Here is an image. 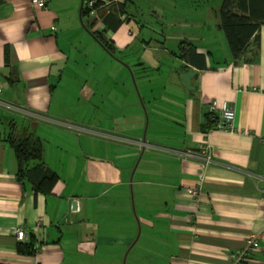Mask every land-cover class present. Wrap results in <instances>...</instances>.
I'll list each match as a JSON object with an SVG mask.
<instances>
[{
  "label": "crops",
  "instance_id": "0c3cea01",
  "mask_svg": "<svg viewBox=\"0 0 264 264\" xmlns=\"http://www.w3.org/2000/svg\"><path fill=\"white\" fill-rule=\"evenodd\" d=\"M45 1L0 0V264H264V26L236 61L218 18L166 35L181 0H115L116 31ZM12 138L40 150L23 172Z\"/></svg>",
  "mask_w": 264,
  "mask_h": 264
},
{
  "label": "trees",
  "instance_id": "16d2710c",
  "mask_svg": "<svg viewBox=\"0 0 264 264\" xmlns=\"http://www.w3.org/2000/svg\"><path fill=\"white\" fill-rule=\"evenodd\" d=\"M88 0H84L86 2ZM93 1V0H90ZM128 2V1H127ZM117 4L115 0H97L93 9L98 11L106 29L116 31L122 24L120 19L122 14L127 12L128 4ZM91 10L82 9V17L84 18L86 28L93 30L96 21L91 20ZM220 27L225 32L230 49L234 59L240 60L246 53L253 38L264 26V0H224L219 13ZM98 41L113 53V47L104 37V33L93 32ZM187 50H186V49ZM195 47L186 43L180 44L177 56L187 58L193 62L191 55L195 56ZM13 146L16 148L19 164L23 172V166L40 158L39 148L32 147L29 140L19 141L12 138ZM40 167H37L39 171ZM39 173V172H37ZM56 178L53 179V182ZM27 247V253L31 254L35 250L32 246Z\"/></svg>",
  "mask_w": 264,
  "mask_h": 264
},
{
  "label": "rangeland",
  "instance_id": "374dc122",
  "mask_svg": "<svg viewBox=\"0 0 264 264\" xmlns=\"http://www.w3.org/2000/svg\"><path fill=\"white\" fill-rule=\"evenodd\" d=\"M32 5L35 6V2L34 0H30ZM94 5L96 3L97 0H93ZM194 3H190L191 5L188 6V1L185 2L184 0H181L179 2V5L183 6V13L179 12L176 13L175 9L173 13H166L165 15V19H164V23L166 26L165 32L166 35L169 36V32L170 31H181L182 29H187V30H193L190 28V26L194 23V22H208V23H212L213 20L215 21L217 18H219V13L221 10V6L223 4L224 0H193ZM90 0L84 2L83 0V7L84 9H86L87 11L91 10V6L89 5ZM47 5V4H46ZM36 7V6H35ZM91 16V15H90ZM95 17V16H93ZM173 23L174 25H177L176 27H170L169 24ZM211 26H207L206 30L209 34H215V29L213 27V24H210ZM224 32L221 31V35ZM174 35V34H171ZM159 40H162L163 43H165L164 38L159 37ZM209 40V38H208ZM169 42V39H168ZM176 42L174 41L173 38L170 37V42L169 45L170 47H172Z\"/></svg>",
  "mask_w": 264,
  "mask_h": 264
},
{
  "label": "built area",
  "instance_id": "2783aa9c",
  "mask_svg": "<svg viewBox=\"0 0 264 264\" xmlns=\"http://www.w3.org/2000/svg\"><path fill=\"white\" fill-rule=\"evenodd\" d=\"M35 2V6L37 8L40 9H44L46 8V1L45 0H34ZM94 2L95 1H90L89 5L92 7L91 8V17L93 18V16H97V11L93 9L94 7ZM2 87L0 86V95L2 93ZM211 111L213 114L216 115V112H218V115L220 117V124L218 125V130L219 131H229L230 129L234 128L235 125V120H236V112L235 109L232 105H230L229 103H224L222 105V107L220 109H218L217 107V102L212 103L211 105ZM210 147L209 146H205L204 144L201 145L200 147V152L198 154H193V153H188L187 156H196L198 155L197 159H200L203 161V163L205 164V166H209L212 163V155L210 153ZM193 195H197L198 192L197 191H192L191 192ZM27 231L24 229H19L16 231V236L18 238L19 241H24L28 235L26 233ZM250 245L252 246L253 249L259 248V242L257 240H251ZM246 253H240L236 256V262L235 264H244V257H245Z\"/></svg>",
  "mask_w": 264,
  "mask_h": 264
},
{
  "label": "water",
  "instance_id": "95a60500",
  "mask_svg": "<svg viewBox=\"0 0 264 264\" xmlns=\"http://www.w3.org/2000/svg\"><path fill=\"white\" fill-rule=\"evenodd\" d=\"M189 76V75H188ZM185 78V77H184Z\"/></svg>",
  "mask_w": 264,
  "mask_h": 264
}]
</instances>
